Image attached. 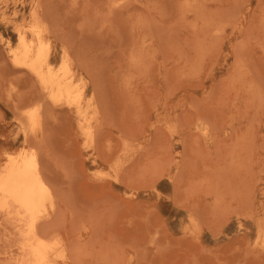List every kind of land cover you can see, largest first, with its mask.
<instances>
[{
    "label": "rangeland",
    "instance_id": "374dc122",
    "mask_svg": "<svg viewBox=\"0 0 264 264\" xmlns=\"http://www.w3.org/2000/svg\"><path fill=\"white\" fill-rule=\"evenodd\" d=\"M38 2L53 63L67 42L101 93L93 145L68 109L24 132L11 53ZM29 148L58 193L38 225L56 264H264V0H0V165ZM0 219V264H37L31 219Z\"/></svg>",
    "mask_w": 264,
    "mask_h": 264
},
{
    "label": "bare ground",
    "instance_id": "6f19581e",
    "mask_svg": "<svg viewBox=\"0 0 264 264\" xmlns=\"http://www.w3.org/2000/svg\"><path fill=\"white\" fill-rule=\"evenodd\" d=\"M46 10L44 3L38 2L31 12L29 25L17 26L19 44L12 48L11 53L13 65L33 83L32 92H27V95L32 93L34 106L26 107L21 112L22 117L28 120L24 132L30 133L29 136L31 133L35 135L39 129L42 130V124L54 111L68 109L76 113L79 123L77 127L87 142L92 144L99 140L101 133V93L96 89L94 75L86 71L81 55L67 42H62V62L58 66L53 63L58 47L51 41L55 28L52 30L54 22L51 23L50 14ZM8 41L11 44L10 38ZM19 105L15 103L17 109ZM14 153L8 154L6 161L0 165V214L5 217L30 218L27 231L38 240L32 256L36 258L37 264H56L57 257L66 258L64 243L59 237L43 239L38 232V225L42 217L52 216L57 209L58 193L45 171L39 149L29 148Z\"/></svg>",
    "mask_w": 264,
    "mask_h": 264
}]
</instances>
